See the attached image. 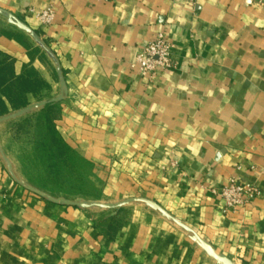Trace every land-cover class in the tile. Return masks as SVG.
Segmentation results:
<instances>
[{"label": "crops", "instance_id": "obj_1", "mask_svg": "<svg viewBox=\"0 0 264 264\" xmlns=\"http://www.w3.org/2000/svg\"><path fill=\"white\" fill-rule=\"evenodd\" d=\"M262 1L0 0L21 21L0 35V121L59 100L64 141L127 204L102 233L0 160V264H264ZM48 8L50 26L29 14ZM159 33L173 67L148 80L133 65ZM232 177L261 191L233 211L213 193Z\"/></svg>", "mask_w": 264, "mask_h": 264}, {"label": "rangeland", "instance_id": "obj_2", "mask_svg": "<svg viewBox=\"0 0 264 264\" xmlns=\"http://www.w3.org/2000/svg\"><path fill=\"white\" fill-rule=\"evenodd\" d=\"M20 22L9 12L0 10V35L18 34ZM70 100L76 102L75 97ZM32 108L0 121L3 169L26 186L37 201L83 210L90 218L94 217L102 233L122 227L125 199L117 200L107 192L113 168L108 171L107 166L100 165L96 169L95 162L85 152L64 141L56 123L62 114L59 100L46 109Z\"/></svg>", "mask_w": 264, "mask_h": 264}, {"label": "built area", "instance_id": "obj_3", "mask_svg": "<svg viewBox=\"0 0 264 264\" xmlns=\"http://www.w3.org/2000/svg\"><path fill=\"white\" fill-rule=\"evenodd\" d=\"M185 1L194 6L198 2V0ZM29 14L35 16L43 26H50L55 19V14L51 8L41 12H35V10L31 9ZM172 49L173 46L167 39L166 34L159 33L145 45L142 52L137 56L133 67H137L144 78L152 80L160 71L173 67L171 59ZM213 193L223 200L225 209L233 211L256 200L260 196L261 191L255 184H243L239 180L231 178L219 190H213Z\"/></svg>", "mask_w": 264, "mask_h": 264}, {"label": "trees", "instance_id": "obj_4", "mask_svg": "<svg viewBox=\"0 0 264 264\" xmlns=\"http://www.w3.org/2000/svg\"><path fill=\"white\" fill-rule=\"evenodd\" d=\"M6 37H10L9 35H5Z\"/></svg>", "mask_w": 264, "mask_h": 264}]
</instances>
